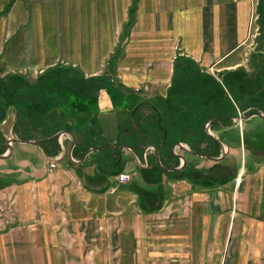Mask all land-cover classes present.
I'll use <instances>...</instances> for the list:
<instances>
[{"label": "crops", "instance_id": "crops-1", "mask_svg": "<svg viewBox=\"0 0 264 264\" xmlns=\"http://www.w3.org/2000/svg\"><path fill=\"white\" fill-rule=\"evenodd\" d=\"M259 1L0 0V264H264ZM185 58L248 77L183 97Z\"/></svg>", "mask_w": 264, "mask_h": 264}, {"label": "rangeland", "instance_id": "rangeland-1", "mask_svg": "<svg viewBox=\"0 0 264 264\" xmlns=\"http://www.w3.org/2000/svg\"><path fill=\"white\" fill-rule=\"evenodd\" d=\"M256 9H257V7H256ZM263 29H264V25H262V30ZM252 52L254 54H260V55L264 56L263 52H260L257 50H255V51L253 50ZM255 52H257V53H255ZM254 54H251V56H253ZM256 59H258V57ZM54 68H55L54 70L52 69L53 72L54 71L60 72V71L64 70L62 72L63 73L62 76H64V79H66V83H64L62 85V88H61L63 96L67 95V94H68V96H70V94L71 95L74 94L76 92V90H78L82 87H87V88L91 87V86H88L86 84H80L77 81H74L73 75L74 76L76 74L78 75V73H76L77 71L75 69H73L71 66L65 65V64L61 65V62H57L54 65ZM52 70H50V71H52ZM67 71L71 72V73H69L68 76H67V74H68ZM245 73H244V71L234 72L232 70H227V69L226 70L222 69V71L216 70V69H212V70L208 69V72L204 71V73H202L201 70H199V68H197L195 66V64H190V63H188L186 65L181 64V69L179 71L176 70V73L174 76V84L177 88V91L174 87H173V90H174V92L176 91L177 93H181L183 97L184 96H190L192 94L198 93V91L196 90L197 84H195V82L197 81L196 80L197 78H198V80H200V79L202 80L200 84L207 83L206 81L210 82L208 85V88L210 86H212V82H213L212 79H210V78H214L215 80H217L216 81L217 83L214 82L213 84H214L215 88H217V95L220 96L219 94L224 95L227 93V87H228L227 86V83H228L227 80L228 79H230V82H233L235 79L238 80L239 79L238 77H240L242 79L243 75L246 78V77H248V72H245ZM251 76L253 78L255 77L254 74H252ZM262 77H264V72L262 74ZM74 82H77V84H74ZM72 89H73V92H72ZM218 90H219V92H218ZM188 91L192 92V94L188 95ZM68 96H67V99L69 98ZM234 100H236V98ZM77 103L79 105L82 104L80 99L78 100ZM126 115H127L128 120L131 121V117H132L131 113H127ZM255 120H257V123L253 124V126L255 127V131L256 130L259 131V132L257 131V137H258L259 141L264 142V121H262L261 117H257ZM230 135H231L230 139L232 142H233V139L236 140L237 136H234V134H232V133ZM222 140L227 141L228 138H226V136H225V137H222ZM252 159H253V156L249 155V154L247 156L244 155V157H243L244 162H246L248 164L250 163V161Z\"/></svg>", "mask_w": 264, "mask_h": 264}, {"label": "trees", "instance_id": "trees-1", "mask_svg": "<svg viewBox=\"0 0 264 264\" xmlns=\"http://www.w3.org/2000/svg\"><path fill=\"white\" fill-rule=\"evenodd\" d=\"M257 11H258V13L260 14V23L263 25L264 24V0H260L259 1V3H258V6H257ZM262 32H263V37H264V29L262 30ZM263 37L261 36L260 38H259V41H262V39H263ZM119 57V55H116V56H114L113 58H112V62L113 61H116L117 60V58ZM184 61H188L190 64H194L193 62H191V60H188V59H183L182 61H178V65H179V63L180 62H184ZM234 72H237V71H234ZM228 81H230V79H228L227 80V82ZM230 86V85H229ZM231 87V86H230ZM235 88L234 87H231L230 88V91L232 92V93H234L235 94ZM152 110H153V115H152V117H154L155 118V120L157 121V128H158V132H159V139L157 138H152V137H150V140L152 141V143H153V140H154V142H155V144H156V146L159 148V149H161V147H159V142L160 143H162V144H167V140L169 139V136H170V131H169V128H167V127H165V125L163 124V123H159V118H160V115H159V113H158V111L157 110H155V108H153L152 107ZM141 134L144 136V134H143V132H141ZM21 138L22 139H30L28 136H21ZM159 142H158V141ZM51 141L53 142V144H54V147L56 148V150L58 149V145H57V143H56V138H52L51 139ZM154 144V143H153ZM48 153H51V151H48ZM119 163H120V160L119 159H117V158H114V160H113V162H112V165L113 166H117V165H119ZM118 168V167H117ZM121 169V168H120ZM116 171H120L119 169L118 170H116Z\"/></svg>", "mask_w": 264, "mask_h": 264}, {"label": "built area", "instance_id": "built-area-1", "mask_svg": "<svg viewBox=\"0 0 264 264\" xmlns=\"http://www.w3.org/2000/svg\"><path fill=\"white\" fill-rule=\"evenodd\" d=\"M258 3H257V6H258ZM250 21H251V28H252L251 35H253V40H254L252 43L253 50H257V51L264 53V46H261L259 42V38L263 35V32H262V24L260 23V14L258 13L257 9L254 10L252 20ZM53 166H55V163L51 164V167ZM130 179H131V175L127 172H123L118 175V180L120 183H126Z\"/></svg>", "mask_w": 264, "mask_h": 264}, {"label": "water", "instance_id": "water-1", "mask_svg": "<svg viewBox=\"0 0 264 264\" xmlns=\"http://www.w3.org/2000/svg\"><path fill=\"white\" fill-rule=\"evenodd\" d=\"M258 115L264 117V114H263V113H258ZM9 119H10V115H9V113H7L6 120H5L2 124H0V130H2V132H3L6 136H8V141H9V142H12V141H16V140L13 139L12 136H11V137L9 136V132H8V131H4V129H3V127L8 123ZM15 119H16V117H15ZM12 122H13V121H12ZM26 141H27V142H32L33 144L38 145V142L28 141V140H26Z\"/></svg>", "mask_w": 264, "mask_h": 264}]
</instances>
